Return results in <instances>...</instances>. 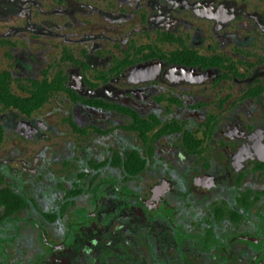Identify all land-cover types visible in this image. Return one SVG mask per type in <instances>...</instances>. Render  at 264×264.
Returning <instances> with one entry per match:
<instances>
[{
  "label": "rangeland",
  "instance_id": "obj_1",
  "mask_svg": "<svg viewBox=\"0 0 264 264\" xmlns=\"http://www.w3.org/2000/svg\"><path fill=\"white\" fill-rule=\"evenodd\" d=\"M16 2L19 11L0 13V72L10 73L11 87L17 93L21 82L26 85L32 79L60 76L66 78L65 85L74 88L83 100L91 95L105 98L104 89L111 87L110 78L102 82L95 74L107 72L112 59L121 58L130 45L138 48L155 44L158 31H171L159 20V9L168 0ZM238 2L246 3L249 11L259 12L264 17V0ZM256 34L252 45L264 50V32L258 30ZM161 45L164 48L169 44ZM158 88L174 91L165 83ZM196 89L201 100L213 97L216 102L220 97L212 93L208 84ZM231 91L233 103L224 119L236 110L235 104L241 99L238 84H234ZM68 97L65 90L54 93L44 106L33 112L34 118L46 119L54 126V132L48 133L47 139L22 142L10 130L4 132L0 160L16 155L26 160L28 166L35 163V170L33 173L1 170L3 185L24 198L26 205L11 217L21 221L5 223L7 232L0 264H224V258L214 253L225 240L221 229L226 219H218L214 209H221L222 205L233 208V197L201 195L190 190L188 180L184 179L167 196L174 208L173 224H170L166 213L144 212L135 199L116 193L121 188L143 193L162 176L181 177L176 162L162 152L171 142L180 145V135L158 138L152 143L156 156L139 174L128 175L107 163L114 153L123 150L143 153L145 150L138 133L127 130V118L113 112L105 116L110 117L109 122L98 125L94 119L84 116L81 100L69 101ZM256 103L244 99L238 109L243 107L248 111ZM206 110L215 112L211 101ZM7 111L22 115L0 104V115ZM158 116L166 120L183 119L174 113ZM186 123L191 131L200 127L192 128L189 121ZM94 196L97 209L92 203ZM78 206L94 210L95 219L80 230L73 229L66 242L69 248L51 251L42 241L40 227L50 234L53 243H60L67 233V219L74 217ZM50 213L54 214L53 218L44 216ZM17 226L19 231L15 234ZM209 230L219 241L207 250L206 232Z\"/></svg>",
  "mask_w": 264,
  "mask_h": 264
},
{
  "label": "flooded vegetation",
  "instance_id": "obj_2",
  "mask_svg": "<svg viewBox=\"0 0 264 264\" xmlns=\"http://www.w3.org/2000/svg\"><path fill=\"white\" fill-rule=\"evenodd\" d=\"M16 1L0 0V13L19 11L20 6ZM159 11V20L172 32L156 33L155 44L161 50L158 57L152 56L149 49H142L144 51L138 53L134 61L128 62L126 53L132 55L135 49H139L130 45L121 58L112 59L107 72L95 74V77L102 82H107L110 78L108 82L111 83V87L107 86L104 89L105 98L91 95L83 100L77 96L72 87L68 88L74 92H65L69 95V101L81 100L84 116L89 120L94 119L98 125L109 122L110 117L105 116L115 112L127 118V130L136 131L133 127V115L136 113L146 119L155 116L163 123L174 122L184 131L193 134L195 138L188 142L182 139L181 132L165 133L159 137H154V132H147L146 140L138 134L145 150L143 153L137 152L145 159L146 165L156 156V148L152 147V143L160 137L179 134L181 144L174 145L171 142L162 148V152L170 161L176 162L182 178L162 176L143 193L123 188L117 189L116 193L119 196L135 199L144 212L166 213V220L170 224H173L174 208L169 204L167 196L174 192L184 179L188 180L187 185L190 190L201 195L207 193L222 194L226 198L233 197L235 200L233 208L222 205L223 207H220L223 209H214L218 219H226V225L221 229L224 231L225 240L222 244L220 242L219 249L213 253L223 257L224 264H264V50L254 48L252 45L257 38V31L264 32V17L259 12L249 11L247 4L239 3L238 0H168ZM159 33L173 34L176 40L161 42L158 40ZM158 43L169 45L163 48ZM148 45L154 47V44ZM184 47L207 58L200 63H191L186 58L172 56V52L183 50ZM122 73L125 74L121 75ZM161 83L167 84L174 91H160L158 86ZM203 84H208L214 95L220 94L216 102H213V97L207 101L198 98L196 86ZM234 84L239 85L238 97L241 99L235 104L236 110L224 119V115L229 114L226 111L233 103L231 97L234 95L231 88ZM244 99L249 103L254 100L257 103L248 111H244L241 106L238 109V104ZM210 101L216 110L208 113L206 107ZM115 106H120L122 109ZM170 113L181 115L183 119L173 117L166 120L158 116ZM20 114L22 115L18 116L12 111L2 114L4 122H1V125L4 132L10 130L22 142L45 140L48 133L54 132V126L46 119L34 118L33 113L26 115L20 112ZM20 121H45L49 129L40 128L36 131L37 134L45 133L46 136L43 138L38 136L22 138L20 132H15L14 126L7 128L4 125V123L14 125ZM187 121L193 126L192 128L200 127L191 131L186 126ZM80 131L84 132V130ZM197 134H200V137ZM134 151L123 150L114 153L107 163L131 175L123 167L112 164V161L117 155L124 160L127 154ZM34 165L35 163H32L28 166L26 160L16 155L2 158L0 197L3 190L9 188L3 185L2 169L8 168L13 173L19 170L33 173ZM163 179L169 181V189L156 207L148 209L140 198L148 199L152 187ZM92 203L97 209V197H92ZM21 208L23 207L18 209ZM16 212L17 210L8 215L5 203L0 202V253L5 246L6 221H21L17 217L11 218ZM95 213L94 210H85L83 206L75 208L74 217L67 219V233L60 243H53L50 234H47L42 227H40L41 235L44 231L50 243L63 244L60 249H67L69 246L66 242L71 237L73 229L80 230L88 225L92 219H95L93 217ZM53 216L54 214L50 213V217ZM61 217L66 219V216ZM166 220L164 221L167 222ZM36 225L39 226L37 223ZM18 231L19 226L14 233ZM206 237L207 250L212 245L216 246L219 241L215 233H211L210 230L206 232ZM42 241L44 242L43 236ZM199 244L203 245V242ZM47 246L51 251L60 250H52L48 244ZM79 256L86 257L81 254ZM80 264L92 263L80 262Z\"/></svg>",
  "mask_w": 264,
  "mask_h": 264
},
{
  "label": "trees",
  "instance_id": "obj_3",
  "mask_svg": "<svg viewBox=\"0 0 264 264\" xmlns=\"http://www.w3.org/2000/svg\"><path fill=\"white\" fill-rule=\"evenodd\" d=\"M158 40L161 42H173L176 39L173 34L166 33L165 35H159ZM138 48L139 49L134 50L135 53L132 55H130L129 52L126 53V59L129 60L128 62L134 61L136 59V55L146 49H149L152 56L156 57H158V53L161 51L157 44H154V47L151 45H142ZM172 56L174 58H186L191 63H200L207 58L190 51L187 49V47H184L183 50L178 49L177 51L172 52ZM65 84L66 78L60 76L52 79L46 77L41 80L32 79L30 83L26 85L22 82L19 83L18 87L22 91L17 93V91H14L11 87L10 73L8 71H3L0 72V104H2L4 107H12L26 115H30L37 109L44 106V104L49 100L50 96L54 93L62 92L64 90L74 92ZM115 107L122 109L120 106ZM133 116V127L144 140L147 139V132H154V137H159L162 134L170 132H181L182 139L187 142L195 138L193 134H191L189 131H184L178 126V124H175L174 122L163 123L155 116H152L150 119H146L142 118L136 113ZM3 137L4 130L0 122V143L3 140ZM112 164L123 167L131 175H137L144 169L146 161L137 151H134L127 154L124 160L117 155L112 161ZM0 198V202L5 203L6 205L8 215L9 213L18 210V208L24 207L26 204L25 199L15 194L10 188H5ZM44 216L51 218L50 214H44Z\"/></svg>",
  "mask_w": 264,
  "mask_h": 264
},
{
  "label": "water",
  "instance_id": "obj_4",
  "mask_svg": "<svg viewBox=\"0 0 264 264\" xmlns=\"http://www.w3.org/2000/svg\"><path fill=\"white\" fill-rule=\"evenodd\" d=\"M143 67V66H141ZM0 119L3 120L2 115H0ZM5 127L10 128L14 126L15 132H20L22 135V138H34L35 136H38L39 138H43L46 136L45 133H39L37 134L36 131H38L40 128H43L44 130H48L49 126L46 125L45 121H20L17 124H6L4 123ZM169 181L162 180L160 183L155 184L151 189V196L148 199L140 198L141 201L144 203V205L148 209H153L157 206V203L160 199L166 194V191L169 189ZM42 236L44 242L50 246L52 250L60 249L63 247V244H52L50 243L47 238L44 231H42ZM241 238V237H240ZM230 264V263H228Z\"/></svg>",
  "mask_w": 264,
  "mask_h": 264
}]
</instances>
